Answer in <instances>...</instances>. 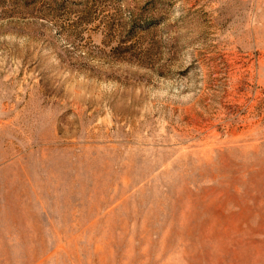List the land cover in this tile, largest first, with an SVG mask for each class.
I'll list each match as a JSON object with an SVG mask.
<instances>
[{
    "label": "rangeland",
    "instance_id": "obj_1",
    "mask_svg": "<svg viewBox=\"0 0 264 264\" xmlns=\"http://www.w3.org/2000/svg\"><path fill=\"white\" fill-rule=\"evenodd\" d=\"M0 264H264V0H0Z\"/></svg>",
    "mask_w": 264,
    "mask_h": 264
}]
</instances>
